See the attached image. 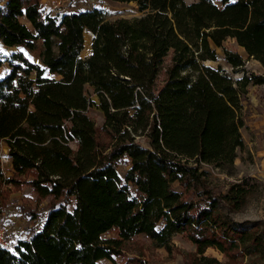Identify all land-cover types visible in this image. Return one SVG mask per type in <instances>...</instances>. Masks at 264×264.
I'll return each mask as SVG.
<instances>
[{"label":"trees","instance_id":"trees-1","mask_svg":"<svg viewBox=\"0 0 264 264\" xmlns=\"http://www.w3.org/2000/svg\"><path fill=\"white\" fill-rule=\"evenodd\" d=\"M111 1L134 4L140 16L110 20L97 8L50 16L40 0L0 4V46L16 49L0 57V145L11 170L4 176L0 163V185L47 200L41 210L13 204L31 225L14 248L0 247V264H119L123 244L139 235L157 248L185 235L196 249L191 264H221L207 249L264 264V224L222 213L246 206L252 180L218 193L209 186V170L233 175L248 86L264 85V72L247 74L227 51L241 78L205 64L216 61L212 45L232 39L264 70V0ZM87 32L91 53L81 58ZM39 44L42 67L24 53ZM92 107L103 115L99 131ZM112 230L117 238H102Z\"/></svg>","mask_w":264,"mask_h":264},{"label":"rangeland","instance_id":"rangeland-1","mask_svg":"<svg viewBox=\"0 0 264 264\" xmlns=\"http://www.w3.org/2000/svg\"><path fill=\"white\" fill-rule=\"evenodd\" d=\"M6 0H0L2 4ZM40 4L45 13L54 16L57 13L81 12L94 8L104 10L110 20L115 19H132L140 16L136 10V6L132 3H116L111 0H40ZM84 49L81 53V58L89 56L91 50V38L89 33H85ZM217 58L215 62L207 61L205 64L211 68L221 67L234 79L241 78L242 72L232 74V67L226 62L224 51L232 54H237L242 58L243 68L247 74H263L262 69L252 59H248L244 50L237 46L234 40L227 39L223 42L222 48H215ZM16 49H4L0 46V57L6 56ZM41 52V45L33 52H24L30 62L42 67L39 59ZM6 67L0 68V77L3 76ZM47 76V74H45ZM160 78L159 80H161ZM251 86H248L250 88ZM87 94L91 100L97 102L96 98L92 96V90L87 88ZM88 117H90L98 131L101 129L103 123V115L97 107H92L88 110ZM251 123V119L245 118L244 125L241 128V136L243 140V148L238 152V157L234 162V172L232 176H225L216 171L209 170L210 188L213 192H223L226 187L232 183L238 182L243 178L252 180L254 191L249 196L246 206L239 212H230L224 205L222 213L224 217L235 223H252L262 222L264 224V127H255ZM136 142L142 147H147V142L143 137L136 138ZM72 149H76L75 144H71ZM6 154V149L0 145V159ZM1 163V161H0ZM3 174L6 177L11 176L10 163H1ZM127 167L120 165L117 169L121 178L124 177ZM6 196V205L0 200V225L7 231L9 242L14 248V241L21 234L23 230L28 228L31 224L27 219H22L20 212L15 206H31L37 210L43 209L47 200L36 201L34 193L28 186H20L19 189L11 185H0V197ZM15 206H14V205ZM2 206H7L2 209ZM16 208V209H15ZM103 239H115L117 234L115 231H110L103 235ZM204 256L214 258L221 264H258L257 259H249L238 257L237 259H229L224 257L214 249H207ZM135 258L146 264H191L192 260L196 258L195 246L188 240L185 235H175L171 238V242L167 248H157L145 236L139 235L125 242L122 246L121 256L116 261L123 263L127 259ZM98 264H111L108 261H101Z\"/></svg>","mask_w":264,"mask_h":264},{"label":"crops","instance_id":"crops-1","mask_svg":"<svg viewBox=\"0 0 264 264\" xmlns=\"http://www.w3.org/2000/svg\"><path fill=\"white\" fill-rule=\"evenodd\" d=\"M89 35L92 40L93 38L92 34L89 33ZM90 53L91 50L89 52V55ZM252 62L256 63L262 69V67L258 62L254 60H252ZM262 71L264 72L263 69ZM247 98H248V104L246 106L247 110H246L245 118L251 119V123L253 125L264 127V85L251 86L250 88H248Z\"/></svg>","mask_w":264,"mask_h":264},{"label":"built area","instance_id":"built-area-1","mask_svg":"<svg viewBox=\"0 0 264 264\" xmlns=\"http://www.w3.org/2000/svg\"><path fill=\"white\" fill-rule=\"evenodd\" d=\"M0 161L1 163L9 162L7 158H1ZM0 247L7 250L11 248V244L7 238V231L1 225H0Z\"/></svg>","mask_w":264,"mask_h":264}]
</instances>
